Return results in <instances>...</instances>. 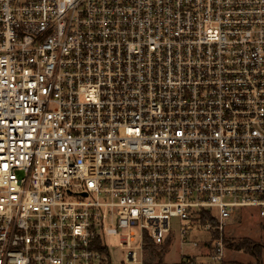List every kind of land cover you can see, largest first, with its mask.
<instances>
[{"label":"built area","instance_id":"built-area-1","mask_svg":"<svg viewBox=\"0 0 264 264\" xmlns=\"http://www.w3.org/2000/svg\"><path fill=\"white\" fill-rule=\"evenodd\" d=\"M247 210L264 0H0V264H112L111 239L146 264Z\"/></svg>","mask_w":264,"mask_h":264},{"label":"rangeland","instance_id":"rangeland-1","mask_svg":"<svg viewBox=\"0 0 264 264\" xmlns=\"http://www.w3.org/2000/svg\"><path fill=\"white\" fill-rule=\"evenodd\" d=\"M174 226L178 227L180 219H173ZM213 226L210 231L200 228L194 231L191 237L185 242L179 231L173 234L171 245H156L144 249L145 261L149 264H194L196 260L203 263L198 264H264V218L259 216L255 210H247L246 214L235 218L225 225L220 231L216 226L217 222H212ZM213 239H219L223 242L222 258L213 259L215 254L212 243ZM249 239L250 241L261 244L262 254L256 251L238 249L237 242ZM112 264H124V254L116 240L111 239ZM198 241L199 246L194 245ZM167 260L171 263H165ZM184 260L182 263H175Z\"/></svg>","mask_w":264,"mask_h":264},{"label":"trees","instance_id":"trees-1","mask_svg":"<svg viewBox=\"0 0 264 264\" xmlns=\"http://www.w3.org/2000/svg\"><path fill=\"white\" fill-rule=\"evenodd\" d=\"M203 219L206 220L207 219L206 216H203ZM171 238H172V236L167 240V242L165 244L171 245V243H172L171 242ZM156 245L157 244H155L152 240L147 238L146 239V244H145V249L151 248V247L156 246ZM236 247L238 249H246L248 251H256L258 249L257 250L258 254L259 255L262 254V246H261V244H256V243L250 241L249 239H243V240L237 242Z\"/></svg>","mask_w":264,"mask_h":264},{"label":"crops","instance_id":"crops-1","mask_svg":"<svg viewBox=\"0 0 264 264\" xmlns=\"http://www.w3.org/2000/svg\"><path fill=\"white\" fill-rule=\"evenodd\" d=\"M165 263H171V262H168L167 260H163ZM184 260H179L178 262H175V263H182ZM146 262V261H145ZM196 262H197V264H198V262H199V260H196ZM147 263V262H146ZM199 263H203V260L202 261H200ZM147 264H149V263H147ZM194 264H196V263H194Z\"/></svg>","mask_w":264,"mask_h":264}]
</instances>
